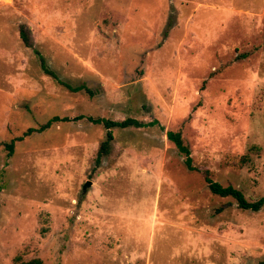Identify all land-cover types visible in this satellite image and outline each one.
<instances>
[{
	"label": "rangeland",
	"instance_id": "1",
	"mask_svg": "<svg viewBox=\"0 0 264 264\" xmlns=\"http://www.w3.org/2000/svg\"><path fill=\"white\" fill-rule=\"evenodd\" d=\"M204 174L264 197V0H0V264L264 263Z\"/></svg>",
	"mask_w": 264,
	"mask_h": 264
},
{
	"label": "trees",
	"instance_id": "2",
	"mask_svg": "<svg viewBox=\"0 0 264 264\" xmlns=\"http://www.w3.org/2000/svg\"><path fill=\"white\" fill-rule=\"evenodd\" d=\"M19 33H20V37H21V40L24 46L27 48H31L32 46H31L29 37L27 33L25 32V30L21 29ZM39 59L41 61V68L44 71V73L56 79V76L54 75L53 71L46 68L42 60V57L39 56ZM58 82L60 84H63V86L69 89L70 91L77 92L80 90L79 88L70 87L68 84L63 83L61 81H58ZM61 120H64V119H60L59 117H54L53 119H51L49 122H46L44 125H42L38 129H28L25 135H31L34 132L41 133L45 129H47L50 125L57 123ZM89 120H91L94 124H102L103 127L106 129L105 140L101 143L100 148L97 153V157H96L97 162H99L103 156H106L109 153L110 143L113 139V135L111 131L112 129L114 128L124 129L130 126H133V127L141 126L139 125L138 122L133 121L131 119H126L121 122H114V121L106 120V119H101V120L100 119H94V120L89 119ZM154 124L155 123H151L149 125L153 126ZM167 139L175 145V147L179 150L180 153L185 155V165L187 169L192 170V171L195 170L191 165V158H190L189 150L183 145L181 134L179 132H167ZM6 148L8 149L9 154L11 155L13 152V143H10L9 145H7ZM204 181L211 194L219 196V197H230L234 199V201L237 204V207L243 211H250V212L256 213V212H259L261 208L264 206V197H261L253 202H250L245 199V197L240 191L232 188L231 186H226V187L221 186L220 184L211 180L207 176V174H204ZM16 264H44V263L40 259H31L29 261H17ZM261 264H264V263H261Z\"/></svg>",
	"mask_w": 264,
	"mask_h": 264
},
{
	"label": "water",
	"instance_id": "3",
	"mask_svg": "<svg viewBox=\"0 0 264 264\" xmlns=\"http://www.w3.org/2000/svg\"><path fill=\"white\" fill-rule=\"evenodd\" d=\"M87 186H90V182H87L84 186H83V192L86 189Z\"/></svg>",
	"mask_w": 264,
	"mask_h": 264
}]
</instances>
